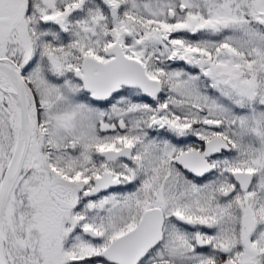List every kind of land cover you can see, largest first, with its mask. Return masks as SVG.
<instances>
[{"label": "snow or ice", "instance_id": "obj_1", "mask_svg": "<svg viewBox=\"0 0 264 264\" xmlns=\"http://www.w3.org/2000/svg\"><path fill=\"white\" fill-rule=\"evenodd\" d=\"M0 264H264V0H0Z\"/></svg>", "mask_w": 264, "mask_h": 264}]
</instances>
